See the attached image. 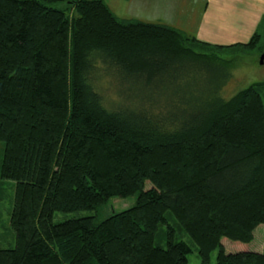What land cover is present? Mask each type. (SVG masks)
Here are the masks:
<instances>
[{
  "label": "trees",
  "instance_id": "obj_1",
  "mask_svg": "<svg viewBox=\"0 0 264 264\" xmlns=\"http://www.w3.org/2000/svg\"><path fill=\"white\" fill-rule=\"evenodd\" d=\"M263 39L264 14L249 42L214 46L120 19L104 0H0V177L15 183V247L0 249V264H188L178 232L201 264L213 252L215 264H264L222 244H251L264 226V82L196 112L162 101L178 69ZM115 73L144 96L105 106L95 83ZM156 89L162 100L147 95ZM172 106L187 109L168 117ZM135 195L102 220L53 222Z\"/></svg>",
  "mask_w": 264,
  "mask_h": 264
},
{
  "label": "rangeland",
  "instance_id": "obj_2",
  "mask_svg": "<svg viewBox=\"0 0 264 264\" xmlns=\"http://www.w3.org/2000/svg\"><path fill=\"white\" fill-rule=\"evenodd\" d=\"M187 36V35H186ZM188 37V36H187ZM250 40V39H249ZM249 40L247 42H249ZM246 42V43H247ZM228 44V43H227ZM209 53H211L209 51ZM216 53V54H215ZM264 53V39L255 47L254 50H243L242 48H231L227 51H215L214 54L218 59L214 64L198 63L195 70L188 72L185 68H180L172 78H165V82L170 85L164 86V96L161 99V93L156 89L153 93L147 95L167 103L177 104L176 98L181 103L194 104V109L202 107L203 104L213 101L215 98L229 100L237 92L258 82H264V61L260 63V57ZM117 74L112 78H104L101 82L95 83L96 90L101 94L104 105L109 107L115 105L118 101L123 105H130L125 99L131 95L138 97L144 96L145 93H131L126 90V87H121L117 84ZM160 85V83H158ZM158 86V85H157ZM264 100V94H262ZM124 98V99H123ZM133 102V101H132ZM183 105V104H181ZM183 106H172L167 116L182 115V111L186 110ZM198 110V109H197ZM160 115L159 111L151 112V115ZM170 129V127H168ZM167 128V129H168ZM3 143L0 142V164L2 160ZM146 188L150 187V183H146ZM15 183L8 180H2L0 177V249H12L15 247V234L10 226L11 212L14 204ZM137 196H132L127 199L111 198L100 209L95 211H78L72 213H59L53 215V222L60 223L71 219L95 216L99 220L105 219L112 213H118L128 208H131L136 203ZM165 227L159 230V236L156 245L165 246L163 239ZM177 240L185 242L190 248L191 253L188 255V264H201L197 253V248L191 239L184 233L178 232ZM226 253L238 252H254L264 254V226H260L255 232V240L251 244H241L231 242L227 239L222 241ZM217 252L210 255V264H215Z\"/></svg>",
  "mask_w": 264,
  "mask_h": 264
},
{
  "label": "crops",
  "instance_id": "obj_3",
  "mask_svg": "<svg viewBox=\"0 0 264 264\" xmlns=\"http://www.w3.org/2000/svg\"><path fill=\"white\" fill-rule=\"evenodd\" d=\"M104 1L120 19L163 24L214 46L246 43L264 14V0Z\"/></svg>",
  "mask_w": 264,
  "mask_h": 264
},
{
  "label": "water",
  "instance_id": "obj_4",
  "mask_svg": "<svg viewBox=\"0 0 264 264\" xmlns=\"http://www.w3.org/2000/svg\"><path fill=\"white\" fill-rule=\"evenodd\" d=\"M263 61H264V53H263V54L261 55V57H260V63L262 64Z\"/></svg>",
  "mask_w": 264,
  "mask_h": 264
}]
</instances>
